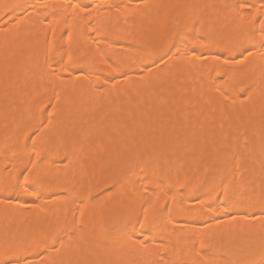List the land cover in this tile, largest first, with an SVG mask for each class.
<instances>
[{
	"label": "bare ground",
	"instance_id": "6f19581e",
	"mask_svg": "<svg viewBox=\"0 0 264 264\" xmlns=\"http://www.w3.org/2000/svg\"><path fill=\"white\" fill-rule=\"evenodd\" d=\"M76 2L0 0V26L8 28L0 34V260L60 259L36 246L64 223L66 213L71 219L75 205L59 195L69 191L91 192L102 205L95 227L86 212L84 247L93 251L81 258L103 254L108 241L99 236L101 225L108 229L132 211L143 218L146 210L152 219L167 201L171 216L158 220L148 247H128L112 258L212 264L214 258L253 253L259 261L264 223L246 214L258 217L264 197V59L229 66V84L216 80L227 99L209 77L226 71L222 60H191L192 49L206 57L238 51L249 17L231 7L236 0H86L92 5L87 24L83 14L53 7ZM185 22L188 30L208 36L211 47L189 39L188 59L145 67L140 48L158 47ZM179 47L183 53L184 45ZM6 143L17 154L16 168L31 158L47 172L48 183L36 196L3 190L15 183L3 171L13 163L4 158ZM65 153L73 167H65ZM129 167L135 168L129 179L102 195ZM162 175L165 184L158 187ZM166 188L171 191L164 195Z\"/></svg>",
	"mask_w": 264,
	"mask_h": 264
},
{
	"label": "snow or ice",
	"instance_id": "6c2138e0",
	"mask_svg": "<svg viewBox=\"0 0 264 264\" xmlns=\"http://www.w3.org/2000/svg\"><path fill=\"white\" fill-rule=\"evenodd\" d=\"M42 7L46 10L48 9L49 5L44 4ZM53 7L63 8L65 10L72 9L73 14H83L81 15L80 19L86 24L89 22V18L92 14V5L87 3L86 0H77L75 4L68 3L66 5ZM145 7H148V5H145ZM231 7L234 8L241 17L247 15L251 22L246 38L240 41L236 46L239 50L237 51L236 49H229L227 52H216L214 54L210 53V55L207 57L203 53L196 55L195 50H191L192 61L198 60L207 63L208 59L211 58L215 63L219 64L222 60L223 67H225L226 71L223 74L216 72L215 77H212L210 72L209 77L213 81L214 90L220 93V95L225 99L228 98L229 93L224 90L223 85L217 87L216 80H223L225 84L230 83L232 78L228 75L227 69L229 66H246L247 62L251 59L257 57L264 59V0H255V2H252V0H236V3L231 5ZM52 15L55 16L57 13L53 12ZM52 22L53 21H49V24ZM64 22L65 25L68 24L67 19H65ZM6 31H8L7 23H5L3 26H0V34H4ZM189 31L195 32L196 34L194 36H189ZM189 39L194 41H205L206 45L211 47V41L208 36L200 35L199 32L195 30V28L188 30L186 22L184 24L177 23L176 27L172 30L171 35L167 39H163L158 47L140 48V51L143 53L141 62L145 64V67H148V62L151 64L162 62L165 64V66H167L168 61L174 58L188 59ZM181 44L184 45L183 53L179 47ZM173 48H175V52L172 51ZM233 51H235V55L232 54ZM45 63L48 64L49 68H51L50 63L47 60ZM192 66L195 67L194 64ZM52 74H55V69H52ZM226 77L227 79H225ZM261 77L264 78V72L261 73ZM248 91L250 92L251 88H249ZM241 92L244 95L248 94L244 92L243 89H241ZM259 134L262 141H264V111H262ZM242 138L244 140L245 146H247V136L243 135ZM25 139H29V137L26 136ZM32 147L35 151V141H33ZM3 152L4 158L6 160L13 161L11 165H6L3 171L8 172L10 177L15 180L14 184L11 182L6 183L3 189L4 191L9 192L20 190L26 195L36 196L39 191L45 188V185L48 183L47 172L41 169L40 165L34 163L31 158H29L27 163L24 164L23 168H16L15 160L18 159V157L17 154L12 151V146L6 143L3 146ZM9 153H11V155H9ZM36 154L37 156L40 155L39 153ZM65 160L68 162L65 164L66 168L73 167L70 153H65ZM135 167H139V165H136ZM144 171L145 170L141 168L140 174L142 176H144ZM134 172L135 168L129 167L128 172L124 173L119 179L113 181L111 187L107 189L106 193H102V195H106L109 192H115L125 183V181L129 179L128 173ZM13 173H15L14 176L12 175ZM144 179H148V177L144 176ZM165 179L166 177L162 175L158 180L155 181V183H157L158 187H163L165 184ZM141 183H143V181H141ZM156 190L157 189H153V191ZM145 191H147V189H145ZM170 191V188H166L163 194L167 195ZM59 195L65 197L66 205H75V207L69 208L71 219H68V214L66 213L64 223L59 225L49 236L40 241L36 247L38 248L43 246L45 252H50L51 256L60 257V259H49L47 257H42L37 262V264H125L124 261L117 260L112 257L128 247L147 248V240L149 236L152 235L153 230L157 228L158 220L163 217L165 213L171 216V212L166 201L165 206L161 209L159 215L154 216L152 219H149L146 210L143 211V218H141L139 213L132 211L127 216L111 224L110 228L108 229H105L104 226L101 225L99 236L108 241L104 246L103 254L97 252L95 259H86L81 257L84 256L86 251L91 254L93 250L85 249L84 247L83 232L87 227L85 224V215L87 212L89 216V223L95 227L97 222L96 208L102 207V205H97L95 203L99 197H94L91 192H79L73 195L69 191H65ZM7 202L11 203V200H8ZM259 210L260 215L258 217L255 216V213H249L246 214V216H251L252 218L258 219L264 223V197L259 200ZM77 212L79 213V216H77ZM65 237H67V239H65ZM203 247V242H201V249H203ZM4 254L7 256L9 254V249L6 248ZM259 255L261 256L259 261L254 258L253 253H250L246 256L232 259L218 260L214 258L212 264H264V241H262L260 244ZM0 264H33V261L25 257L22 261L21 259L0 260ZM128 264H131V262H128Z\"/></svg>",
	"mask_w": 264,
	"mask_h": 264
}]
</instances>
